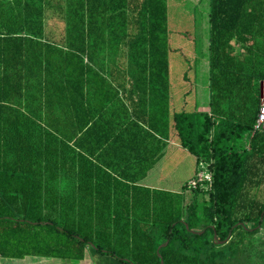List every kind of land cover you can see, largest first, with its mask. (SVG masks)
Wrapping results in <instances>:
<instances>
[{"label":"trees","instance_id":"obj_1","mask_svg":"<svg viewBox=\"0 0 264 264\" xmlns=\"http://www.w3.org/2000/svg\"><path fill=\"white\" fill-rule=\"evenodd\" d=\"M263 85L264 0H0V256L264 264Z\"/></svg>","mask_w":264,"mask_h":264},{"label":"rangeland","instance_id":"obj_2","mask_svg":"<svg viewBox=\"0 0 264 264\" xmlns=\"http://www.w3.org/2000/svg\"><path fill=\"white\" fill-rule=\"evenodd\" d=\"M197 9L200 10V12H201V15L199 17L200 18L199 19L200 20L199 21V24L200 23L202 24L204 10H203V8L200 5L197 6ZM199 32L201 33V28H200ZM201 34H200V36H201ZM262 93H263V96H264V86L262 87ZM262 101L264 102V97H262ZM189 156L193 160L196 158L195 155L192 154V153H189ZM190 160L191 159L189 158L188 161H190ZM188 161L185 159L183 161H180V163L178 165H175L177 163L176 157H175V159L172 158L170 160V165H169V167L167 169L168 172H169V175H170V177L168 179V181H169L168 183L169 184L167 182L165 184V185H168L167 187H177V186L180 187L182 185L184 171H181V170L178 171L177 168H181L180 166H184L186 163L189 165V162ZM172 168H173V171H171ZM192 194H193V191L192 190H189L188 193H187V197L190 198L192 196ZM199 199H200V206H202L205 203V201L209 199V193H207L205 196H200ZM213 246L215 248H221V247H224L225 244H224V242H220L216 238H213ZM261 248L264 250V223H263L262 229H261ZM87 252L90 255L92 254L91 251H89V250ZM228 256H230V253L229 252H228ZM94 258L98 262V263L95 262V264H127V263L123 262L121 259H119L118 257H116V256H114V255H112L110 253L96 252L95 255H94V257H93V259ZM236 264H240V261L239 262H236Z\"/></svg>","mask_w":264,"mask_h":264},{"label":"built area","instance_id":"obj_3","mask_svg":"<svg viewBox=\"0 0 264 264\" xmlns=\"http://www.w3.org/2000/svg\"><path fill=\"white\" fill-rule=\"evenodd\" d=\"M264 86V85H263ZM262 97L263 94H262ZM264 102L262 101L261 110L259 113V117L257 122L255 123L254 129L249 135H253L256 130H264ZM213 130H211V135ZM247 147H250L249 137L246 140ZM213 157L210 158H201L198 164V170L195 177L189 180L188 182V189L192 188H202L207 193L213 188V171L211 168V164L213 162Z\"/></svg>","mask_w":264,"mask_h":264},{"label":"crops","instance_id":"obj_4","mask_svg":"<svg viewBox=\"0 0 264 264\" xmlns=\"http://www.w3.org/2000/svg\"><path fill=\"white\" fill-rule=\"evenodd\" d=\"M28 257H45V256L27 255L23 258L0 256V262L2 264H23L22 261H24ZM74 260L78 261L79 263H81V261L87 260L88 264H95V261L93 259V255H90L88 252L86 253L84 258L74 259Z\"/></svg>","mask_w":264,"mask_h":264}]
</instances>
